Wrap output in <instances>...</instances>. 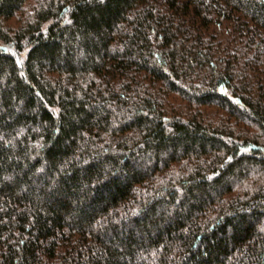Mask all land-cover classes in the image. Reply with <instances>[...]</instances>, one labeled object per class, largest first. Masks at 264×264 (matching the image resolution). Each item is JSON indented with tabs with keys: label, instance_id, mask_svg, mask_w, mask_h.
<instances>
[{
	"label": "trees",
	"instance_id": "1",
	"mask_svg": "<svg viewBox=\"0 0 264 264\" xmlns=\"http://www.w3.org/2000/svg\"><path fill=\"white\" fill-rule=\"evenodd\" d=\"M0 264H264V0H0Z\"/></svg>",
	"mask_w": 264,
	"mask_h": 264
}]
</instances>
